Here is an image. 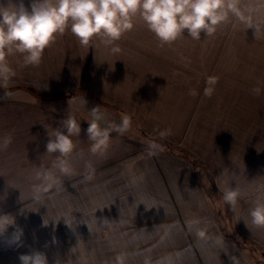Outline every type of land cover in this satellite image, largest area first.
I'll return each mask as SVG.
<instances>
[{
    "label": "rangeland",
    "instance_id": "obj_1",
    "mask_svg": "<svg viewBox=\"0 0 264 264\" xmlns=\"http://www.w3.org/2000/svg\"><path fill=\"white\" fill-rule=\"evenodd\" d=\"M240 5L250 23L232 16L217 31L229 34L233 52V46H241L249 55L228 56L224 48L214 47L210 51L215 49V63L204 65L212 71L193 69L207 59L201 55L202 48L200 54L180 57L183 62L178 64L169 59L168 70L156 66V56H141L148 67L144 83H149L147 75L151 82L158 75L155 86L161 84V99L166 102L159 107L168 111L165 130H172L176 138L160 135L134 118L136 133L152 140L153 160L170 155L180 168L191 170L194 197L190 191L179 190V172L151 167L143 159L120 162L124 167L105 168L104 174L97 170V176L73 175L71 179L55 174L54 164L51 172L58 181H71L41 191L39 201L32 195L33 187L47 182L19 184L15 177L2 178L0 214H11L15 223L0 236V264H21L19 255L34 250L43 251L49 264H117L121 254L126 264H197L189 245L199 241L188 224L193 217L221 228L225 238L241 246L248 262L264 264V247L241 231L244 220L236 222L218 187L227 179L245 192L237 214L245 213L258 186L264 188V0H240ZM257 85L259 94L253 91ZM166 88L167 98L163 96ZM206 88L212 89L210 95ZM147 103L153 105V100ZM144 118L150 120V115ZM40 155L41 166L48 165V159ZM16 157V153H5L4 171L19 166ZM41 170L45 172L46 166ZM61 216L74 220L75 228H69L63 217L59 222L50 220ZM43 219L49 224L44 225ZM17 228L23 229V244L10 246L7 239Z\"/></svg>",
    "mask_w": 264,
    "mask_h": 264
},
{
    "label": "crops",
    "instance_id": "obj_2",
    "mask_svg": "<svg viewBox=\"0 0 264 264\" xmlns=\"http://www.w3.org/2000/svg\"><path fill=\"white\" fill-rule=\"evenodd\" d=\"M25 2L27 4V0ZM135 26L116 42L118 45L116 51L104 47H82L77 38L70 31H66L49 47H46L39 65H24L19 55L7 58L14 69V75L7 81L0 80V144H3L8 137H11V140L6 146L0 148V180L11 176L15 177L17 180L15 183L19 184L46 182L37 180L36 177H41L37 173L44 172L41 170L42 166H46V171L48 169L51 171L59 159H66L72 172L65 176L56 167L58 171L55 169L54 173L69 179L73 175L97 176L100 169L105 170L111 167L113 171L119 166L124 167L125 163L120 162L143 159L145 162L148 160L151 167L159 169L164 167L173 173L179 172L180 181L176 182V184L179 183V190L190 191L194 197L191 170L186 167L180 168L176 163L177 160L170 155L166 157V160L159 157V160H153L149 154L152 140L141 132L140 135L136 133L134 118L138 119V123L154 129L160 135H168L173 141L176 138L172 130L171 132L165 130L169 126L168 111L167 108L159 107L162 102L163 104L166 102L161 99V84L159 88L155 86L159 83L158 75L153 82H151V76L147 75L149 83L147 84V81L144 83L145 70L148 67H144V58L141 56H156L154 60L156 66L163 65L164 69L168 70L169 59L174 58V62L178 64L183 62L180 57L200 54L201 50L205 49L201 55H206L207 59H202V67L193 69L212 71V67L204 65L215 63V49L212 53L210 51L214 47L224 48V55L228 56H244L250 53L244 51L241 46H233L236 50L233 52L231 43H228L229 34L220 35L219 31L209 36L202 31L201 38L194 39L187 36V30H185L184 36L161 46L142 20L137 19ZM201 41L204 42L202 46ZM188 49L193 52H186L185 50ZM254 54L257 55V53ZM166 91L167 88L163 91L165 98H167ZM83 96L87 101L86 105L77 101L72 106L81 120V133L73 137L74 151L67 157L45 153L46 143L50 138L45 126L49 130L51 127H59L61 120L68 114L69 100ZM150 100H153V105L147 103ZM145 102L150 108L146 107ZM96 105L107 109L110 120L119 122L121 116L127 114L130 117V127L124 133L111 132L107 148L102 152L94 153L90 150L92 141L87 137L88 122L84 119L90 115L89 109ZM144 115L145 117L150 115V120L144 118ZM5 153H16V161L21 162L14 169L9 166L8 172L2 167ZM40 153L48 159V165L43 163L41 166L37 160L41 158ZM126 166L132 167L129 164ZM104 170L99 173L104 174ZM70 181L66 179L58 182ZM246 213L247 210L244 214ZM243 223L240 227L245 236L264 247V229L253 227L251 230L244 221ZM214 225H207L206 235L210 237L209 239L199 238L198 243L194 240L189 244L193 249L194 262L197 264H252L247 261L241 246L236 245L233 240L224 237L223 246L215 243V235L222 234L223 230ZM185 245L187 244L182 246Z\"/></svg>",
    "mask_w": 264,
    "mask_h": 264
},
{
    "label": "clouds",
    "instance_id": "obj_3",
    "mask_svg": "<svg viewBox=\"0 0 264 264\" xmlns=\"http://www.w3.org/2000/svg\"><path fill=\"white\" fill-rule=\"evenodd\" d=\"M235 16L245 23H250V17L243 12L240 0H0V80L7 81L14 75V69L7 58L12 55L22 57L24 65H39L44 50L56 41L58 36L70 31L85 48L90 46L104 47L111 51L118 50L116 42L126 33L134 29L136 20H142L147 29L154 34L159 44H170L185 35L200 39L202 31L206 36L213 35L219 25ZM214 79V78H213ZM253 91L261 92L259 85ZM212 89L206 88L205 93L211 94ZM79 101L86 105L85 97H73L69 100V110L61 120L59 127L48 129L50 137L46 143V152L67 157L75 149L74 136L81 133V120L73 111V104ZM90 115L84 120L88 122L87 137L92 141V152L104 151L113 131L124 133L130 127V117L121 116L119 122L110 120L107 109L96 105L89 109ZM11 137L5 139L0 148L9 143ZM62 175H70L72 169L66 159H59L55 165ZM46 184L33 187V197L41 200L40 192L51 188L58 182L51 171L37 173ZM222 191L221 199L231 206L236 222L243 219L252 230L264 229V188L257 187V194L249 201L247 213L237 214L240 200L245 196L242 188L225 179L218 184ZM146 206V205H145ZM155 204L149 209L151 210ZM97 211V209L95 210ZM64 223L74 229V220L67 216ZM43 219V224L49 221ZM15 223L11 214H0V236L6 232L9 225ZM188 224L201 239H209L206 235L207 224L199 217L189 219ZM23 229L17 228L7 239L8 245L20 247ZM217 245L223 246V234L214 237ZM21 264H49L43 251L34 250L19 255ZM117 264H126L124 255L116 257Z\"/></svg>",
    "mask_w": 264,
    "mask_h": 264
}]
</instances>
